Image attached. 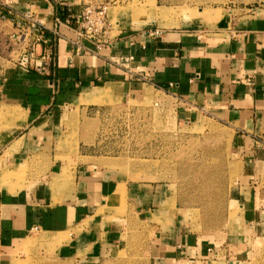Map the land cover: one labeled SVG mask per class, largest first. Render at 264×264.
Wrapping results in <instances>:
<instances>
[{"label": "crops", "instance_id": "1", "mask_svg": "<svg viewBox=\"0 0 264 264\" xmlns=\"http://www.w3.org/2000/svg\"><path fill=\"white\" fill-rule=\"evenodd\" d=\"M8 1L17 9L31 8L48 23L58 13L70 24L60 23L50 72L15 68L1 88V101L14 108L18 130L6 142L4 150L11 149L1 160L0 178L2 168L28 158L42 159L46 168L20 186L0 183V264H11L13 250L36 231L53 243L56 254L93 260L121 242L132 215L153 225L164 218L157 247L163 264H206L211 246L163 212L169 185L133 178L111 164L118 156L82 151L72 163L60 156L63 151L56 143L66 108L56 107L106 83L114 86L115 94L137 93L148 83L135 80L130 70L136 69L153 86L177 94L185 105L181 116L203 111L242 130L241 147L253 153V136L264 131V11L236 16L230 10L209 12L160 33L155 26H128L98 48L95 40L75 29L81 0ZM48 33L52 35L50 29ZM245 195L242 235L248 239L260 223L252 211V196ZM122 197L125 213H118L116 203Z\"/></svg>", "mask_w": 264, "mask_h": 264}, {"label": "rangeland", "instance_id": "2", "mask_svg": "<svg viewBox=\"0 0 264 264\" xmlns=\"http://www.w3.org/2000/svg\"><path fill=\"white\" fill-rule=\"evenodd\" d=\"M10 3L0 0L4 8L13 7ZM81 3L107 6L108 38L128 26L166 28L198 20L214 11L230 10L233 16L264 11V0H81ZM135 5L152 8L156 16H150L148 23H132L130 13ZM56 15L52 24L34 11L32 18L21 20L20 26L0 15V92L12 69L40 71L35 64L22 62L32 52L39 59L46 47L45 55L53 62L55 39L60 36ZM33 18L47 26L46 43L37 38L39 31L32 25ZM135 80L148 84L137 93L111 92L96 97L95 88L111 84L98 85L83 92L77 100L56 107L66 108L61 116L63 130L56 143V149L63 151L60 156L70 163L79 160L75 154L82 151L118 156L115 162H109L122 166L133 178L169 185L170 197L163 212L196 235L204 246H211L206 264H264L263 129L254 134L253 153H249L238 139L243 131L233 124L230 126L203 111L198 116L183 117L181 110L185 105L176 93L153 86L147 79ZM13 109L0 98V166L2 158L10 153L11 148L4 150L6 142L18 130ZM45 164L33 157L21 164L8 165L2 168L0 183L20 186L27 176L39 175ZM245 191L252 196V211L258 216L255 221L260 223L257 234L252 233L248 239L242 235L246 226L241 208ZM125 204L122 197L116 203V211L125 213ZM156 220L158 225H153L130 216L121 242L107 254L87 262L56 254L53 243L36 231L13 250L11 264H163L157 257V247L158 230L164 228V218Z\"/></svg>", "mask_w": 264, "mask_h": 264}, {"label": "built area", "instance_id": "3", "mask_svg": "<svg viewBox=\"0 0 264 264\" xmlns=\"http://www.w3.org/2000/svg\"><path fill=\"white\" fill-rule=\"evenodd\" d=\"M33 14L34 11L31 8H27L25 10H18L11 6H8L7 8L0 6V15H2V17L4 18L12 20L13 23H16L19 26L21 25V20L23 18H32ZM56 21L58 23L67 22L68 24H70V20H62V17L58 13L56 15ZM32 25L36 30L39 31L37 38L41 40L40 42L46 43L48 41V37L46 36L45 27L47 26L41 20L36 18H33ZM108 27L109 21L107 6L86 4L83 6V9L80 13V24L78 27H75V29L82 35L92 40H95L97 42V47L100 48L104 43L109 42V39L107 37ZM53 31L58 32L57 30ZM156 31L160 33L163 30L162 28H158L156 29ZM46 50L48 49L44 47V53L41 58L35 59L34 52H32L31 55L25 56L22 62H29L31 65L35 64L38 70L50 72V66L53 62L47 59L45 55ZM130 72L131 75H134L137 79L148 80V78H146L143 73L136 69L130 70Z\"/></svg>", "mask_w": 264, "mask_h": 264}, {"label": "bare ground", "instance_id": "4", "mask_svg": "<svg viewBox=\"0 0 264 264\" xmlns=\"http://www.w3.org/2000/svg\"><path fill=\"white\" fill-rule=\"evenodd\" d=\"M130 14H131L130 18H131L132 23H148L149 17L155 15V10H153L152 8H144V6L138 7V5H135L132 8ZM111 92H114V86L105 85V86L95 88V90L93 91V94L96 95L97 97V96L109 94Z\"/></svg>", "mask_w": 264, "mask_h": 264}]
</instances>
